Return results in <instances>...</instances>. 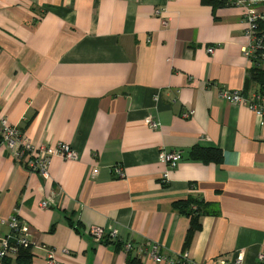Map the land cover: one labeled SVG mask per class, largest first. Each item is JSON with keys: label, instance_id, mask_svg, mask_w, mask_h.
Returning <instances> with one entry per match:
<instances>
[{"label": "crops", "instance_id": "1", "mask_svg": "<svg viewBox=\"0 0 264 264\" xmlns=\"http://www.w3.org/2000/svg\"><path fill=\"white\" fill-rule=\"evenodd\" d=\"M245 26L241 9L204 0H0V116L33 145L67 143L80 155L53 156L44 178L0 147V220L18 210L33 264H47L48 251L56 264H134L113 241L132 243L143 264H159L155 245L160 264L185 251L193 264L238 252L264 264V125L219 97L259 90L248 82ZM197 145L218 147L222 164L190 159ZM162 150L182 153L176 169ZM188 198L205 208L187 246L190 220L174 203ZM97 227L118 238L96 239Z\"/></svg>", "mask_w": 264, "mask_h": 264}, {"label": "built area", "instance_id": "2", "mask_svg": "<svg viewBox=\"0 0 264 264\" xmlns=\"http://www.w3.org/2000/svg\"><path fill=\"white\" fill-rule=\"evenodd\" d=\"M237 5H247L248 11L247 15L244 16L245 20V36L247 38L246 47L242 50V53L250 65V67H259L264 69V13L260 14L258 9L261 10V6H264V0H237ZM166 23L163 21V25ZM166 26V25H165ZM215 47H210L208 49L209 53L214 52ZM219 97L226 103L233 105H243L248 107L251 111L255 113L260 121L261 125H264V96L260 91L256 90L251 93L250 97L246 98L239 91H233L229 89H221L219 92ZM160 93L155 95V103L160 101ZM174 103L177 100L173 101ZM193 115V111L190 113L183 114L184 118H190ZM147 125L153 131L161 129V123L159 120L149 116L146 119ZM3 146L10 155H12L16 161H20L25 158V162L29 167L36 172L38 175L46 178L48 176V167L50 164V158L53 156H61L65 160L78 161L80 158L79 153L74 150L70 144L58 143L55 147L49 149L48 145H33L28 141L25 134H22L16 126L9 123L6 116H0V147ZM159 160L161 163L165 164L169 170H174L177 168L179 162L182 160V153L180 151H167L162 150L159 155ZM124 169L122 167H117L114 172L120 176L124 177ZM98 174V169L92 171V175L96 176ZM168 175L164 174L162 180L163 184H167ZM55 206L54 197H49L48 199L41 202V207L43 209H49ZM18 211V210H17ZM6 225L8 230L19 235L18 246H25L29 244V231L27 228L23 227L20 223L17 215H13L9 221L0 220L1 225ZM1 232V230H0ZM93 234L96 239L101 240L107 233L100 227L93 228ZM109 236L113 239L118 238V232L112 231ZM14 234H9L6 237L0 238V261L6 257H11V255L16 256L19 247L13 244ZM156 246V247H155ZM152 247L150 256L157 263H163L166 259L159 255V247L155 245ZM126 251H131L133 249V244L127 242L124 245ZM141 257L143 255H140ZM189 264H193L189 260V254L185 253L183 255ZM245 257L243 252H238L232 257H219L213 264H244ZM264 261V254L259 255V262ZM175 262V261H174ZM47 264H56L54 259V254L48 251Z\"/></svg>", "mask_w": 264, "mask_h": 264}, {"label": "trees", "instance_id": "3", "mask_svg": "<svg viewBox=\"0 0 264 264\" xmlns=\"http://www.w3.org/2000/svg\"><path fill=\"white\" fill-rule=\"evenodd\" d=\"M204 1L206 2V4L213 5L215 7L220 6V7H227V8L235 7V4L237 2V0H204ZM250 71H251V75L249 77L248 82L259 86L258 91H260L261 94L264 96V69H261L259 67H252L250 68ZM189 158L195 161L203 162V163H209V164L213 163V164L218 165V164H222L223 162V153L216 146L197 145L189 151ZM17 162L23 165L29 171L36 173L25 162V158H22L20 161H17ZM162 185L163 187L168 186V184L166 183L164 184L162 183ZM204 208H205V204L203 202V199L201 198H195V199L188 198L186 200H179L174 203V209L177 211V213L180 216L187 217L190 220V228L188 230V235L185 241L187 246L190 240L192 239L194 232L200 228V218L204 214ZM69 221H70V224L73 226V228L77 230L78 229L77 223L72 224L70 219ZM22 223L23 222L21 221V224ZM9 234H14L13 240L15 241H12V242L13 244L17 245V247H19L18 244H16V242H18L19 235L16 233H13L8 230V233L6 235L1 236L0 234V238L6 237ZM105 239H108L107 241L109 242V238H105ZM113 242L111 243L115 245H119L122 248L124 247V243H122L121 241H113ZM185 253H188V252L186 251L183 252L181 256H179L175 260L174 264H189L188 261H186L185 258H183V255ZM130 255L133 257L131 259L132 263L143 264L141 258L137 256L134 257L132 255V252L128 253V256ZM34 259H35V254L33 253V246L31 242L29 241L28 245L19 247L18 252L15 257L14 255H11V257H6L5 259L1 260L0 263L1 264H33Z\"/></svg>", "mask_w": 264, "mask_h": 264}, {"label": "rangeland", "instance_id": "4", "mask_svg": "<svg viewBox=\"0 0 264 264\" xmlns=\"http://www.w3.org/2000/svg\"><path fill=\"white\" fill-rule=\"evenodd\" d=\"M235 7L236 8H239V9H241V11H242V13H243V16H245V15H247V11H248V6L247 5H241V4H239V5H237V4H235ZM157 12H159V11H157ZM258 12L260 13V14H263L264 13V6H261V10L260 9H258ZM245 19V18H244ZM164 22L166 23L165 25H167V21L166 20H164ZM245 34V33H244ZM247 45L245 44V45H243L242 46V49L244 48V47H246ZM211 47H215L216 48V46H211ZM210 48V47H209ZM208 48V49H209ZM209 53V52H208ZM211 54V53H210ZM234 91H236V90H234ZM240 92V91H239ZM191 112V111H190ZM189 112V113H190ZM188 113V112H187ZM185 114V113H184ZM48 146H50V145H48ZM52 147H49V149H51ZM79 155V154H78ZM50 161H51V158H50ZM49 168V167H48ZM92 177H95V176H93L92 175ZM162 180V179H161ZM162 183H163V181H161ZM54 197V196H53ZM17 215V217L19 218V220H20V223H21V221H22V219H21V216H20V213L18 212V211H15V213L13 214V215ZM13 215L11 216V217H13ZM11 217H10V219H11ZM9 219V220H10ZM9 220H6V221H9ZM23 222V221H22ZM21 225H23V223L21 224ZM29 231V230H28ZM92 231H93V229H92ZM91 234V233H90ZM91 236H92V234H91ZM29 241H30V231H29ZM106 237H108L109 238V240L110 241H113L114 239L112 238V237H110L109 236V233L108 234H106L100 241H103ZM92 238H93V236H92ZM126 244V243H125ZM124 244V245H125ZM125 250V249H124ZM125 252H127V253H129L130 251H126L125 250ZM179 257V256H178ZM171 259H173V258H171ZM173 260H176V259H173ZM216 261V260H215ZM214 261V262H215Z\"/></svg>", "mask_w": 264, "mask_h": 264}]
</instances>
